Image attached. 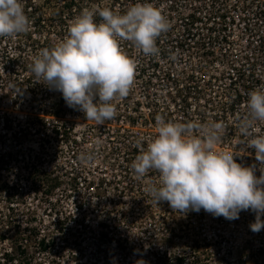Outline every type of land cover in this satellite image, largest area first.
Returning a JSON list of instances; mask_svg holds the SVG:
<instances>
[{
	"label": "built area",
	"instance_id": "built-area-1",
	"mask_svg": "<svg viewBox=\"0 0 264 264\" xmlns=\"http://www.w3.org/2000/svg\"><path fill=\"white\" fill-rule=\"evenodd\" d=\"M136 3L159 8L169 29L157 39L154 56L121 41L137 65L134 83L127 97L114 101L115 117L97 125L30 69L42 49L68 35L83 9L123 14ZM57 13L30 22V38H0V150L6 147L0 152V191L17 196L29 184L43 192L37 201L51 208L67 201L118 206V231L112 217L99 222L95 233L99 250L120 251L117 264H264V229L250 230V210L234 221L203 210L182 213L145 191L148 183L159 186L158 173L138 180L132 169L141 147L156 138L157 116L166 122H223L218 149L242 154L237 163L259 169L254 150L239 145L237 118L246 114L248 93L264 89V0H59ZM82 153L94 154V163L83 164ZM21 161L24 176L12 170ZM45 179L55 182L46 185ZM62 188L65 193L54 197ZM66 218L54 215L57 229Z\"/></svg>",
	"mask_w": 264,
	"mask_h": 264
},
{
	"label": "clouds",
	"instance_id": "clouds-1",
	"mask_svg": "<svg viewBox=\"0 0 264 264\" xmlns=\"http://www.w3.org/2000/svg\"><path fill=\"white\" fill-rule=\"evenodd\" d=\"M29 27L22 0H0V38H15ZM168 29L166 17L151 3H136L123 14L107 7L83 9L60 43L39 52L30 71L60 92L69 108L102 125L115 117L114 101L127 97L134 83L137 65L121 41L154 56L159 52L157 39ZM245 107L246 114L237 118L239 145L254 150L259 169L237 163L242 154L218 149L223 122H166L156 117V138L141 147L132 164L138 180L151 171L158 173L159 186L148 183L145 188L154 202L166 201L182 213L203 210L229 221L250 210L255 214L250 230L264 229V89L249 92ZM80 160L92 165L95 156L82 153Z\"/></svg>",
	"mask_w": 264,
	"mask_h": 264
},
{
	"label": "rangeland",
	"instance_id": "rangeland-1",
	"mask_svg": "<svg viewBox=\"0 0 264 264\" xmlns=\"http://www.w3.org/2000/svg\"><path fill=\"white\" fill-rule=\"evenodd\" d=\"M22 3L29 21L33 23L39 22L42 16L51 19L59 11V0H22ZM31 33L33 31L28 30L26 33L17 35L16 39L22 41L26 37L30 38ZM8 41L14 45L17 40ZM4 150L6 147L3 146L0 152L4 153ZM30 150H34V147ZM23 167L24 164L21 161L15 164L12 170L18 176H24L26 174L23 172ZM31 175L34 177L33 173ZM47 181L48 179H45L46 185H51L54 180ZM31 186L27 184V190H18L17 196L0 191V264L120 263L118 258L120 251H113L112 248L99 250L100 239L97 240L95 234L100 229L99 222L112 217L110 225L114 226L116 232L118 231L119 222L116 216L114 217L117 215L118 206L107 205L104 201L87 202V204L77 206L67 201V203H60V206L51 208L45 205V201H37L42 197L43 192L40 188ZM64 193L62 188L53 195L57 198ZM55 214L67 217L66 220L57 224L58 229L53 221ZM30 231H34L38 238L42 237L51 241L47 250L39 247V239L35 240ZM112 239L117 240L114 237ZM7 252L15 256V262H5L3 255Z\"/></svg>",
	"mask_w": 264,
	"mask_h": 264
},
{
	"label": "trees",
	"instance_id": "trees-1",
	"mask_svg": "<svg viewBox=\"0 0 264 264\" xmlns=\"http://www.w3.org/2000/svg\"><path fill=\"white\" fill-rule=\"evenodd\" d=\"M2 192H8V191H6V189H5V190H2ZM10 222H11V221H10ZM15 228H16V227H15ZM16 233H17V232H16ZM30 233L34 235L35 240L39 239V243H38V245H39V247H40L42 250H47L48 247L51 245V241H48V240H46L45 238H42V237H39V238H38L37 234H36L34 231H30ZM52 243H53V242H52ZM3 257L5 258L4 260H5V262H7V263H10V262L13 263V262L16 261L15 256H13L12 253H9V252L5 253V254L3 255Z\"/></svg>",
	"mask_w": 264,
	"mask_h": 264
}]
</instances>
